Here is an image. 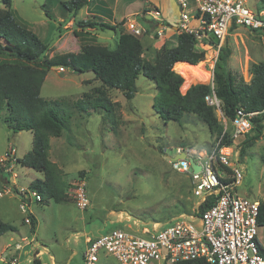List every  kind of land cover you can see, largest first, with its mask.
Wrapping results in <instances>:
<instances>
[{
    "label": "rangeland",
    "instance_id": "rangeland-1",
    "mask_svg": "<svg viewBox=\"0 0 264 264\" xmlns=\"http://www.w3.org/2000/svg\"><path fill=\"white\" fill-rule=\"evenodd\" d=\"M69 1L71 0H12L15 18L48 45L49 58L55 54L78 52V47L81 46L71 28L63 29L74 17V12L69 9L72 6L67 4V8L63 5ZM91 1L89 5L92 9L97 2L103 3L105 0ZM107 2L110 5L108 9L114 15L113 21L104 20L109 25L115 22L114 25L121 22L124 25L131 15L141 12L145 7L151 9L154 6L162 13L163 19L170 18L166 19L169 27H175L180 18L176 0ZM258 5L255 0H249L247 4L252 10L264 9V4L261 8ZM0 8H4L3 0H0ZM85 10L83 8L78 12L77 19L82 20V23L93 21L92 16L85 14L90 13V10ZM137 19L141 22L138 17ZM142 24L150 29L146 21L142 20ZM151 26L150 34L140 37L145 48L151 47L152 52L145 51L146 60L150 61L160 50L156 51L153 47L157 42L155 38L161 39L156 33L155 25ZM72 29L76 30L77 25ZM118 29H99L102 39L98 43L115 49L119 39ZM125 31L127 32V28ZM168 32L167 30L166 34ZM226 47L231 51L228 65L236 87L239 83L250 82L251 65L264 61L262 38L248 29L238 28L226 37L222 49ZM213 54L212 50L206 52L205 60L200 63L203 66L199 68H174L184 78L181 94H185L193 85L209 84V73L206 69L213 65L210 60ZM99 86L101 83L95 80L93 72L80 74L69 70L61 72L59 68H53L44 82L41 97L46 101L75 103L84 99L87 93L95 95L92 89ZM136 87L137 92L132 101H128L118 90L106 91L111 102L119 104L115 115L105 112L99 114L89 108L85 109L87 111L72 109L66 105L58 111L68 125V130L60 141L62 149L65 143L68 154L58 157L59 150L55 146L52 155L53 160L59 161L63 166L69 201L56 204L49 200L48 205L34 204L31 210L38 221L35 232H32V226L25 223V215L19 209L20 196L11 191L14 186L21 189L36 180H43L40 173L24 168L14 161V158H22L32 151L33 134L30 131L13 132L3 120L5 113L0 116V192L11 191L5 193L0 200V217L22 232L20 239L25 236L30 241L32 236L37 237L44 245H37L38 250L44 253L38 259L41 257L49 261L50 258L58 264H83V256L87 250L85 240L88 236L106 234L116 227L141 235L137 225L140 228L152 227L154 224L163 226L196 211L200 201L193 194L189 176L175 172L170 160L175 157L178 148L187 153L209 152L217 147L219 140L211 137L205 123L193 114L185 115L181 124L164 121L153 109L154 98L158 93L154 82L141 75L136 81ZM216 114L221 121V114ZM244 139V136L235 139L232 146L235 151L233 163L239 165L243 175V182L237 186L236 192L241 197L264 202V156L261 152L255 153V148H248L249 151L246 149L243 158H240L238 146ZM60 142H55L58 149ZM80 184H85L89 199V208L86 211H81L76 202L75 190ZM34 201L32 198L28 200V208ZM122 215L125 220L120 227L118 223L104 224L106 220L116 221ZM188 220L196 230H202L199 217ZM18 237L16 232H8L2 236L0 251L10 243V238L17 240ZM258 239L264 250V228L259 229ZM29 249L32 250L31 245ZM31 250L29 251L33 253ZM10 253L15 254L12 258L17 259L19 264L23 262L22 251H16L13 246ZM71 254L73 256L70 262ZM30 264H34V258H30ZM98 264L121 263L114 257L101 253Z\"/></svg>",
    "mask_w": 264,
    "mask_h": 264
},
{
    "label": "trees",
    "instance_id": "trees-1",
    "mask_svg": "<svg viewBox=\"0 0 264 264\" xmlns=\"http://www.w3.org/2000/svg\"><path fill=\"white\" fill-rule=\"evenodd\" d=\"M258 1L261 8L264 0ZM3 4L4 8H0V116L5 113L3 120L13 132L30 131L33 134L32 151L17 158L16 163L43 176V180H36L29 186L31 192L40 196L39 203L47 204L50 200L63 204L69 201L64 172L57 163L51 161L49 155L51 138L62 137L68 130L66 121L58 111L66 105L82 111L89 108L99 114H114L119 104L112 103L106 91L118 90L128 101H132L137 92L136 81L141 75L156 84L158 93L154 98L153 109L164 121L181 124L185 115L193 114L205 123L211 137H215L216 141L222 138L220 147L233 146L234 139L228 132L224 133L225 126L215 108L205 100L211 93V85L197 84L189 87L185 94L180 92L184 78L174 68H199L206 58V51L198 47L194 35L181 31L176 37V46L163 45L150 61L146 60L141 38L123 29L119 32L113 50L95 42L86 43L88 40L82 30L75 32L81 41L79 52L55 54L49 58L48 45L15 18L12 0H3ZM67 4L72 6L69 9L76 16L87 4V0H71L63 5L68 8ZM77 25L116 31L123 26V22L118 25L78 22ZM230 56L228 47L222 49L214 68V89L224 115L232 120L239 108L247 112L264 111V61L252 64L250 82L239 83L236 87L228 65ZM53 68L80 74L93 72L101 86L92 89L95 95L87 93L84 99L75 103L46 101L41 97V90ZM251 121L253 129L238 148L240 158H243L246 149L251 148L264 135V113L253 117ZM13 190L20 195L16 188ZM214 200L212 196L199 204L195 215L210 208ZM36 226V217L32 216V232H35ZM258 226L264 228V202H260ZM16 231L17 228L0 217V237ZM185 264L206 263L197 261Z\"/></svg>",
    "mask_w": 264,
    "mask_h": 264
},
{
    "label": "built area",
    "instance_id": "built-area-1",
    "mask_svg": "<svg viewBox=\"0 0 264 264\" xmlns=\"http://www.w3.org/2000/svg\"><path fill=\"white\" fill-rule=\"evenodd\" d=\"M176 1L180 9L179 29L194 35L200 49L206 52L212 50L214 53L210 59L213 65L206 69L209 73L208 85L212 89L205 97L207 104L221 114L224 133L228 132L234 140L248 135L253 129L251 119L264 111L247 112L239 108L234 119L228 120L215 93L214 68L223 42L232 30L248 29L257 33L264 42V10H252L244 0ZM142 20L150 24V29L142 24ZM164 22L162 13L152 7L128 18L125 24L127 33L135 37L150 33L151 25L155 24L157 35L163 38L165 31L170 28ZM214 37L219 40L218 43L214 42ZM60 71L65 72L63 68ZM221 140L209 152H186L185 159L175 158L182 153L181 149H177V155L170 160L175 172L190 177L193 194L199 199V204L209 197L215 198L210 208L200 215L194 212L192 215L180 216L173 223L163 226L154 224L152 227L140 228L137 225L141 235L115 228L91 238L83 256V264H98L101 253L114 257L121 264H185L197 261H205L206 264H264L263 248L258 239L260 203L237 194L236 188L243 182L242 171L239 165L233 163L235 151L232 147H220ZM191 161L201 167L200 171L193 172ZM20 196L22 201L19 209L25 215V223L32 226L28 200L32 198L39 202L41 198L28 190H21ZM75 197L78 208L86 211L89 199L85 184H80L75 190ZM198 217L202 223L201 231L196 230L188 220ZM27 245L36 249L34 236L30 241L26 237L17 242L11 241L0 251V262L19 264L17 259L12 258L15 254H11L10 249L14 246L16 251H22Z\"/></svg>",
    "mask_w": 264,
    "mask_h": 264
},
{
    "label": "crops",
    "instance_id": "crops-1",
    "mask_svg": "<svg viewBox=\"0 0 264 264\" xmlns=\"http://www.w3.org/2000/svg\"><path fill=\"white\" fill-rule=\"evenodd\" d=\"M108 0H105L103 3H98L97 2V4H96V6L95 7H93L92 9H91V7H90V3L92 2L91 0H87V4L83 7V8H85L86 10H90V13H85L86 15H89V16H92V19H94L93 21H90V22H96V23H104V20L105 19H112V21H113V19H114V15H112V12L108 9V7L110 6V5H108V2H107ZM117 1V0H116ZM245 2H246V4H248L249 3V0H244ZM258 0H255V3L258 5ZM151 3V2H150ZM152 6H154L153 4H152ZM154 7H157V6H154ZM258 7H260L259 5H258ZM82 8V9H83ZM97 8H100L99 10L97 9ZM148 9V8H147ZM158 9V8H157ZM259 9V8H258ZM85 10V11H86ZM262 10H264V9H262ZM143 11H144V9L141 11V12H137V13H135V14H133V15H131V17L132 16H134V15H138V14H141V13H143ZM78 15V14H77ZM77 15L76 16H74L72 19H70L69 20V22L66 24V26L65 27H63V29L64 28H71V31L73 32L74 31V37L76 38V40L77 41H80L76 36H75V32H80V31H82V30H84V34H86V40H88L86 43H88L89 41H91V42H95L96 44H99V45H103V46H106V45H104V44H102V43H98V40H101L102 38H101V36L99 35V33H98V30L99 29H97V28H90V27H87V28H84V27H86V26H84V25H82V26H78L77 25V23L78 22H81L82 20H78L77 19ZM166 19L167 20H170V18L169 17H166ZM166 19H164L165 20V24L167 25L166 27L168 28L169 27V24L167 23V20ZM99 20V21H98ZM116 21V20H115ZM114 24H116V22L114 23ZM114 24H112V25H114ZM149 24V23H148ZM74 25H77V29L76 30H74V29H72L73 27H74ZM125 25V24H124ZM122 26L123 28V30H126V27L125 26ZM150 25V24H149ZM155 25V24H154ZM161 24H159V27H161L160 26ZM121 28V27H120ZM118 29L119 30V32H120V30L121 29ZM167 31V30H166ZM166 31H165V34H164V37L163 38H161V39H156L155 38V40L157 41V42H155V44L153 45V47H154V49L157 51V50H159V49H161L162 48V46L163 45H165V44H172L173 46H176V37L178 36V34L181 32V30L179 29V27H178V21H177V24L175 25V27H173V26H170V28H168V33L166 34ZM148 34H150L149 32H148ZM148 34H146V35H148ZM63 35H65V34H63ZM155 37V36H154ZM80 43H81V41H80ZM143 44V43H142ZM80 45H79V47H78V50L80 51ZM144 47V46H143ZM144 49H145V51H151L152 52V50H151V47L150 46H148L147 48H145L144 47ZM78 51V52H79ZM245 137V139L248 137V135H246V136H244ZM244 139V140H245ZM52 140H54L53 141V143H52ZM60 142L61 141V137H59V138H51V140H50V150H49V155H50V159H51V161H53V162H55V163H57L59 166H61V168H63V166L62 165H60V162L59 161H57V160H53V155H52V151H53V147H55L56 146V149L57 150H59V153H58V157L59 156H61V157H64V156H66L67 154H68V149H67V147H66V145H64L63 144V149H62V143L60 142V143H58L59 144V149H58V145H57V143H55V142ZM263 142H264V135L255 143V144H253V146L251 147V148H249V149H254L255 148V153L256 152H258V153H262L263 154V156H264V144H263ZM243 143V142H242ZM241 143V144H242ZM240 144V145H241ZM234 145V144H233ZM240 145L238 146V148L240 147ZM249 149H247L248 151H249ZM247 151V152H248ZM16 153V152H15ZM249 154V153H248ZM16 157V156H15ZM8 159H9V157H7ZM16 159L17 158H14V161H16ZM31 185V184H30ZM29 185V186H30ZM29 186L28 187H24V188H21V189H18L17 187H15L14 186V188H16L19 192H20V190H28V191H30L29 190ZM14 188H12L11 189V191L12 192H14ZM10 190H7L5 193H10L11 192ZM2 193V192H1ZM5 193H3V196L2 197H0V200L4 197V195H5ZM15 193V192H14ZM17 195H19V194H17ZM20 196V195H19ZM20 198H21V196H20ZM21 201H22V198H21ZM35 202V201H34ZM32 202V206L30 205V212H31V214H32V216H34L35 215V213L33 214V210H31L32 209V207L34 206V204L35 205H39L38 203L39 202ZM44 204V203H43ZM43 204H41L40 203V205H43ZM44 205H48V203L47 204H44ZM122 218H119L118 220H116V221H113V220H110V221H108V220H106L105 222H104V224H108V223H112V224H116V223H118V226L120 225V224H122L121 222L122 221H124L125 220V217H123V215L121 216ZM36 220H37V218H36ZM37 225H38V221H37ZM120 227V226H119ZM36 228H37V226H36ZM117 228V227H116ZM130 228V227H129ZM37 231V230H36ZM16 233L19 235V237H18V239L17 240H15V239H13V238H10L9 239V242H17V241H19L20 240V236L22 235V232H20V231H16ZM6 235V234H5ZM100 235H102V234H100ZM100 235H96V236H92V237H90V236H88V237H86V240H85V243H86V245H88V241H89V239H91V238H95V237H98V236H100ZM2 237V236H1ZM0 237V238H1ZM25 237V236H24ZM35 239H36V243H37V245L39 244V245H41L42 247L44 246V245H42V243H40L39 242V240L37 239V237H35ZM6 246V245H5ZM4 246V247H5ZM4 247H2L1 248V250L4 248ZM32 247V250L31 249H29V246L27 245V246H25L24 247V249L22 250V252H23V254H24V259H23V262H21L20 264H30V258H34V260L35 261H37V262H39V264H49V261H51L50 262V264H52V262H53V264H58V263H56V262H54V260L53 259H51L50 260V258H49V261H47V260H43L41 257H40V259H38L37 257H39V256H42L44 253H41L39 250H38V248L36 247V249H34L33 247L34 246H31ZM29 250H31L33 253H31ZM35 251V252H34ZM72 254L69 256V261L71 262V258H72ZM84 261V260H83ZM1 263V262H0ZM4 264V263H3ZM63 264H68V263H63Z\"/></svg>",
    "mask_w": 264,
    "mask_h": 264
},
{
    "label": "water",
    "instance_id": "water-1",
    "mask_svg": "<svg viewBox=\"0 0 264 264\" xmlns=\"http://www.w3.org/2000/svg\"><path fill=\"white\" fill-rule=\"evenodd\" d=\"M214 42H215V43H218L219 40H218L216 37H214ZM186 157H187V154H186L185 152H183V153L179 154V155L176 157V159H179V158H184V159H185ZM191 166H192V169H193V172H194V173L200 171V169H201V167H199L198 165H196V164L194 163V161H191Z\"/></svg>",
    "mask_w": 264,
    "mask_h": 264
},
{
    "label": "clouds",
    "instance_id": "clouds-1",
    "mask_svg": "<svg viewBox=\"0 0 264 264\" xmlns=\"http://www.w3.org/2000/svg\"><path fill=\"white\" fill-rule=\"evenodd\" d=\"M178 149H180V148H178ZM181 150H182V149H181ZM183 152L186 153V151L182 150V153H183ZM180 154H181V153H180ZM186 154H187V153H186ZM176 155H177V154H176ZM178 155H179V154H178ZM178 155H177V156H178ZM177 156H176V157H177ZM8 157H9V156H8ZM176 157H175V158H176ZM9 158H10V157H9ZM189 178H190V177H189Z\"/></svg>",
    "mask_w": 264,
    "mask_h": 264
}]
</instances>
